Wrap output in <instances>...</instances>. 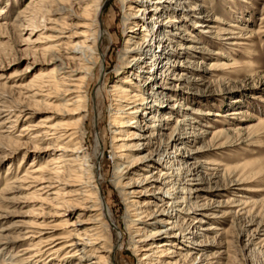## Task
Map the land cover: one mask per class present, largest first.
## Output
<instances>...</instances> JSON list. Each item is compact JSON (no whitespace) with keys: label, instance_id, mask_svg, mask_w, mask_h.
Returning a JSON list of instances; mask_svg holds the SVG:
<instances>
[{"label":"bare ground","instance_id":"1","mask_svg":"<svg viewBox=\"0 0 264 264\" xmlns=\"http://www.w3.org/2000/svg\"><path fill=\"white\" fill-rule=\"evenodd\" d=\"M71 1L78 10L68 15L77 20L74 31L68 30L63 21ZM102 1L27 0L18 14L21 17L23 12H29L27 25L32 28L41 21L50 22V26L42 24L49 31L44 35L45 50L62 48L63 54L50 58L51 69L34 73L25 82L27 104H16L12 118L31 114L33 108L56 106L62 115L73 117L60 124L53 122L56 116L49 115L33 124L22 125L19 130L31 132L28 139L34 147L48 141L49 147L45 146L42 151L49 150L51 155L39 163L30 161L20 176L6 177L0 200L12 203L20 199L21 190L34 188L31 195L52 201L58 220L46 223L34 220V229L25 231L26 236L22 238L29 240L28 246L20 248L17 254H9L0 264H23L35 257H42L43 264L46 259L52 264H116L117 242L112 229L121 238L128 236L127 249L138 256V264H221L223 252L219 250L223 247L206 237L207 232L219 228L208 220L232 214L253 212L257 215L260 210L255 204L263 197L240 194L239 199L228 203L225 212L218 210L220 205L209 207L208 195H224L226 187H204L206 180L231 172L235 176L229 185L232 187L243 184L247 180L244 177H250L251 172L248 162L233 165L210 157L219 153L211 148L226 146L224 141L229 138V132L239 134L245 130L252 138L264 120L257 117V124L242 125L241 121L245 120L242 110L211 112L185 102L190 94L188 90L194 86L191 83H203L197 76H187L186 71L210 73L236 68L239 63L232 54H225L220 48H208L204 41L215 39L223 50L233 52L251 42L255 35L253 29L226 22L211 12L202 14L208 0H120L125 41L118 54L117 78L108 88L113 110L109 123L114 160L111 183L124 206L120 224L103 196L95 175L96 164L84 143L87 84L96 65L104 58L100 48L105 31L100 23ZM91 13L93 20L88 19ZM51 14L56 18H51ZM19 16L14 20L20 19ZM188 24L198 34L186 28ZM188 41L196 45L187 44ZM188 53L191 58H184ZM102 82L106 83L105 78ZM2 98L0 92V104H3ZM4 109L0 112L7 111ZM212 115L219 116L215 121L226 127L206 122ZM197 116L202 119L198 120ZM209 132V145L186 152L189 144ZM18 136L15 144L19 142ZM103 146L97 133L93 150L98 159ZM199 155L205 157L190 167V161ZM6 194L11 196L5 197ZM75 210L78 213L74 219H68L66 211ZM262 225L255 227V234H259ZM12 241L0 234V252H7ZM212 247L218 250L209 254ZM24 253L27 255L21 256Z\"/></svg>","mask_w":264,"mask_h":264},{"label":"rangeland","instance_id":"2","mask_svg":"<svg viewBox=\"0 0 264 264\" xmlns=\"http://www.w3.org/2000/svg\"><path fill=\"white\" fill-rule=\"evenodd\" d=\"M189 1L198 2L199 0ZM246 1L208 0L205 2L202 14L211 12L226 22L243 24L247 29H253L255 35L247 46L238 47L233 52L228 49V52L226 49L223 50L215 39L204 41L208 48L213 50H219L220 48L222 52H226L225 54H232L231 57H234L239 64L236 68H229L224 72L217 70L205 73L187 70V76L191 78L197 76L201 80L200 82L203 83L192 82L191 84H194V86L188 90L190 94H188V99L184 101L190 105H200L203 109L211 112L225 113L232 110H242L245 113L242 116L245 118L241 121L242 125H255L257 124V117L264 120V20H261V17L264 16V10L262 9L264 0ZM26 2L27 0H8V2L7 0H0V11L3 10L2 13L0 12V92L3 94L1 99L3 104L0 105L8 107L6 109L0 106V110L4 108V110H7L0 112V190L3 188L6 177L20 176L30 161L39 163L48 155H51L49 150L42 151L45 146L49 147L48 141L46 143L39 142L38 146L34 147V144L32 145L28 139L31 132L19 131L22 125L33 124L40 118L49 115L56 116L53 122H59L60 124L73 117L62 115L60 107L56 106L54 108H33L31 114H24L17 119L12 118L16 104L22 106L27 104L25 82L34 73L51 69L53 65L49 64L50 58L63 54L62 48L53 51L45 50L47 43L44 35L48 34L49 31H46L42 24L45 23L50 26V22H43L40 17V25L32 28L33 26L27 25L30 18L29 12H23L21 17L18 15ZM6 3L9 4L6 6ZM69 5L70 10L66 15H63V21L66 22L68 30L74 31V24H77V20L68 17V15L69 12L73 13L75 11L77 13L78 10L74 8V1H71ZM36 14L38 18L40 12L38 11ZM18 16L20 19L14 20ZM50 16L56 18L52 17V14ZM122 17L120 0L102 1L100 23L105 31L103 39L100 41V48L104 53V58L102 57L96 65L94 74L87 84L88 113L84 125V143L91 153L92 161L96 164L95 175L100 182L103 196L108 202L115 220L120 224L124 214V206L121 195L111 183L114 160L111 156L113 147L109 123L110 114L113 110H111L112 100L108 88L117 78L118 54L125 41V36L122 34ZM88 19H94L93 13L89 15ZM186 28L194 35L199 32L192 26L190 27L189 24ZM198 29H201V27ZM205 34L209 36L210 32H205ZM189 38L193 39L192 37ZM187 44L196 45L191 41H188ZM245 54H250V56L248 57ZM191 56L188 53L184 55V58H191ZM247 61H251L254 65L247 63ZM104 78L106 83L102 82ZM96 87H98L97 92ZM197 101L199 104H197ZM200 118L201 116H197L198 120L202 119ZM216 118H219V116H209L206 122L213 126L222 125V127H226V125L215 121ZM170 124H173V121ZM97 133H99L101 142L104 145L103 153L99 159V155L93 150ZM248 133L245 130L239 134L229 132L227 134L229 138L224 141L227 143L226 146L219 148L211 145V149L219 153L218 155H210V157L233 165L248 162L251 165V172H248L250 177L247 174L248 177L244 175V180L246 178L247 180L243 181V184L232 187L229 185L235 176H232L231 172L220 173L206 180L203 184L204 187H215L214 189L226 187L223 191L224 195L214 193L208 195L207 204L209 207L213 208L220 205L218 210L225 212L229 208L228 203L239 199L238 195L240 194L253 198L263 197L262 201H257L259 204H255L260 210L257 215L253 212L250 214H232L208 220V223L219 228L218 232H207L206 237L223 247L219 250L223 252L221 264H264V123L256 127L252 138L248 137ZM17 135H19V142L15 144L14 141H17ZM210 143L211 133L209 132L202 139L200 138L198 141L189 144L186 152L197 148V146H205ZM202 157L205 156L199 155L191 160L189 166L193 167L197 164V160ZM260 188L262 189L259 190ZM33 189L21 190L20 199H16L12 203L0 200V211H2L0 212L2 216L0 218V229H5L0 234L6 239L13 240V245L7 252H0V261L2 259L6 261L9 254H17L21 252L20 248L28 246L29 240L22 238L26 236L25 231L34 229L32 226L34 220H37V222L44 220L45 223L58 220L54 214L52 201L40 200L35 195H31L30 192ZM4 196L9 197L11 195L6 194ZM15 196H18V194H15ZM220 212L218 215L221 214ZM77 213L78 210L66 211V217L73 220ZM258 224L262 227H260L259 234H255L253 230ZM111 234L114 241L117 242L114 252L116 264H138V256H134L127 249L128 236L125 234L121 238L120 233L114 229H112ZM217 250L212 247L208 250V253L212 254ZM27 253L21 256L27 255ZM41 260L42 257H35L33 261L23 264H43ZM45 261L44 264L53 263L47 261V259Z\"/></svg>","mask_w":264,"mask_h":264}]
</instances>
